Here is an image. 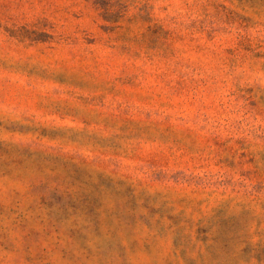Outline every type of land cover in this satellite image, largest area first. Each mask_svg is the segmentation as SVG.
I'll use <instances>...</instances> for the list:
<instances>
[{"label":"rangeland","instance_id":"obj_1","mask_svg":"<svg viewBox=\"0 0 264 264\" xmlns=\"http://www.w3.org/2000/svg\"><path fill=\"white\" fill-rule=\"evenodd\" d=\"M0 264H264V0H0Z\"/></svg>","mask_w":264,"mask_h":264}]
</instances>
